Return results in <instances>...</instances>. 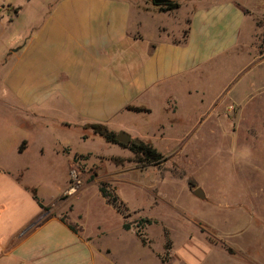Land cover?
Instances as JSON below:
<instances>
[{
  "label": "rangeland",
  "instance_id": "rangeland-1",
  "mask_svg": "<svg viewBox=\"0 0 264 264\" xmlns=\"http://www.w3.org/2000/svg\"><path fill=\"white\" fill-rule=\"evenodd\" d=\"M55 1L0 0V169L16 178L21 172L22 184L45 202L60 196L45 213L51 211L80 239L93 245L101 241L111 251L106 264H264V101L257 96L232 112L227 98L220 102L224 111L211 112L214 95L209 94L188 98L180 110L171 105L167 111L129 114L115 129L131 136L127 147L107 144L90 130L56 132L55 139H66L84 153L69 166L64 189V162L49 145L40 158L43 135L9 114L1 80L10 52L20 50ZM130 1L141 12L160 13L152 0ZM195 1L173 2L185 9ZM152 19V25L177 28L172 17ZM262 30L256 47L264 59ZM214 81L204 78L203 88ZM23 141L30 143L29 150L17 156L13 148ZM135 141L154 149L162 162L148 165L134 155L129 148ZM71 170L80 186L69 197ZM196 190L204 201L193 195ZM101 191L117 200L121 215Z\"/></svg>",
  "mask_w": 264,
  "mask_h": 264
},
{
  "label": "crops",
  "instance_id": "crops-1",
  "mask_svg": "<svg viewBox=\"0 0 264 264\" xmlns=\"http://www.w3.org/2000/svg\"><path fill=\"white\" fill-rule=\"evenodd\" d=\"M135 5L56 0L20 50L9 54L1 77L9 114L39 128L42 160L49 145L64 162V189L69 166L84 153L55 139L56 132L90 125L122 132L115 129L126 116L140 115L128 107L180 110L194 96L214 95L210 111L215 113L224 111L223 98L231 112L255 96L264 101V59L256 47L264 0H196L171 13L141 12ZM161 15L172 17L177 28L152 25ZM209 76L215 81L205 89ZM29 147L23 141L13 149L22 156ZM11 173L0 169V264H106L111 251L101 241L80 239L51 211L45 213L60 196L45 202L22 184L21 172L17 178Z\"/></svg>",
  "mask_w": 264,
  "mask_h": 264
},
{
  "label": "trees",
  "instance_id": "trees-1",
  "mask_svg": "<svg viewBox=\"0 0 264 264\" xmlns=\"http://www.w3.org/2000/svg\"><path fill=\"white\" fill-rule=\"evenodd\" d=\"M153 6L155 8H157L159 10L160 13H171L174 12L176 10H178L180 8L178 3L175 2H171L169 1L168 4L163 5V6H155L153 4ZM260 27H262L264 29V25L259 24ZM126 111L128 112H132V113H137V114H141V113H145L147 114L148 111L145 109H137V108H132V107H128L126 109ZM85 130H90L92 132V134L96 137H98L99 139L103 140L105 143L107 144H111V145H118L116 143V137L115 135L110 132L105 126L102 125H90L88 127L85 128ZM85 140V138H83ZM129 150L136 156H141L143 158V161L148 164V165H159L162 160L163 157L157 153L154 149H152L151 147H148L144 144H140V145H136L134 144L133 146H131L129 148ZM102 197L108 202V205L111 206L119 215H121V210L119 209V207H117L116 203L117 200L113 199V201H110V197L104 192L101 191ZM32 196L35 199V201L38 202V199L36 197L35 191H32ZM40 208L43 209V207L39 204ZM44 210V209H43ZM45 212L47 211L46 209L44 210ZM62 222V221H61ZM64 223V222H62ZM69 229L74 232L70 227ZM129 227L128 226H123V230L124 231H129ZM142 246H144V243H142Z\"/></svg>",
  "mask_w": 264,
  "mask_h": 264
},
{
  "label": "water",
  "instance_id": "water-1",
  "mask_svg": "<svg viewBox=\"0 0 264 264\" xmlns=\"http://www.w3.org/2000/svg\"><path fill=\"white\" fill-rule=\"evenodd\" d=\"M152 2L155 6H163V5L168 4L169 0H152ZM116 143L121 146L127 147L131 145V136L124 132H121L116 137ZM134 144L138 145L139 142L135 141ZM193 195L201 201L205 200V196L201 190L194 191Z\"/></svg>",
  "mask_w": 264,
  "mask_h": 264
},
{
  "label": "built area",
  "instance_id": "built-area-1",
  "mask_svg": "<svg viewBox=\"0 0 264 264\" xmlns=\"http://www.w3.org/2000/svg\"><path fill=\"white\" fill-rule=\"evenodd\" d=\"M69 187L67 190V195L69 197L73 196L76 191L78 190L79 186H80V182L76 176V173L74 170H71L69 173Z\"/></svg>",
  "mask_w": 264,
  "mask_h": 264
}]
</instances>
